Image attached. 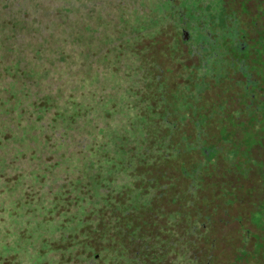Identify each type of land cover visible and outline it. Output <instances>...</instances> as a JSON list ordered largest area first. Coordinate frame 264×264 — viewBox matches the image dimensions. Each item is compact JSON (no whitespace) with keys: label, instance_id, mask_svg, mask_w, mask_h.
Listing matches in <instances>:
<instances>
[{"label":"rangeland","instance_id":"374dc122","mask_svg":"<svg viewBox=\"0 0 264 264\" xmlns=\"http://www.w3.org/2000/svg\"><path fill=\"white\" fill-rule=\"evenodd\" d=\"M197 1L0 0V264H129L160 201L178 235L174 211L209 220L200 259L264 264V0L230 3L253 8L248 106L193 81L174 29Z\"/></svg>","mask_w":264,"mask_h":264},{"label":"flooded vegetation","instance_id":"af4514ba","mask_svg":"<svg viewBox=\"0 0 264 264\" xmlns=\"http://www.w3.org/2000/svg\"><path fill=\"white\" fill-rule=\"evenodd\" d=\"M167 1L171 8L176 7L179 2V0ZM230 3L231 0H198L195 5L184 3V9L182 8L185 10L184 12L188 11L190 15H196V18L192 16L193 22H196L195 19H197V22H201V16V19L205 20L206 23H188L177 12L178 19H181L175 23V29L173 28L175 31L174 37L175 39L179 38L178 41L180 40L185 47V54L190 50V57H187L185 61L196 60L191 65H185L187 67H197L193 81L196 84L202 83L207 86L201 93L213 90L212 87H214L217 95L220 89L223 90L222 85L224 83L226 85L228 81L242 82L241 90L243 89V93L247 94L245 101L248 106L255 98V92H252V89L257 84V78L249 73L246 67L248 60L252 59L249 51V40L254 36L249 28H244L247 25V18L240 12L241 9H238L236 4L233 7ZM252 10V6L248 5L245 11H241L243 13L249 11L250 13ZM233 14L236 16L234 17ZM204 27L209 30H203ZM171 31L173 32L172 28ZM201 50L207 53V62L199 63L198 60L201 58L199 52ZM205 67H207L206 72ZM196 90L199 91L198 86ZM193 91L195 92L194 88ZM190 104L191 102H188V105ZM228 105L231 106L230 103ZM217 107L218 101H216V109ZM185 119H188V117Z\"/></svg>","mask_w":264,"mask_h":264},{"label":"trees","instance_id":"16d2710c","mask_svg":"<svg viewBox=\"0 0 264 264\" xmlns=\"http://www.w3.org/2000/svg\"><path fill=\"white\" fill-rule=\"evenodd\" d=\"M1 1L5 4L4 7L6 10L10 8L13 12L22 10L24 5L26 6L25 3H21V0H14L13 3H7L8 0ZM238 94L243 97L246 105L245 97H247V94L243 93V89ZM228 108V102H225L222 113ZM150 207L147 206L144 208L143 216L146 217V221L141 230L142 233L139 235V240L132 241L126 239L123 242V248L126 251V258L129 264H173L174 259L177 257L185 260L184 252L187 253L188 264H211L212 257L209 254H205L202 260L195 253L198 247L204 244L203 233H199L198 230L207 229L208 219L206 220L205 218L206 221L201 222L197 228L193 222L187 224L182 211H174L182 230V235H178L175 230L169 229L170 222L174 218L172 217L171 221L164 220V218H167V214L165 213L162 201L152 208L158 215V218L154 222L152 219L150 222L149 220L147 221L149 213L153 212ZM213 244V242L209 243L210 249L213 248Z\"/></svg>","mask_w":264,"mask_h":264}]
</instances>
